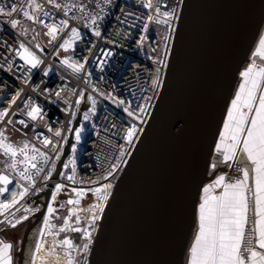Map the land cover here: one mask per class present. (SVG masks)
Instances as JSON below:
<instances>
[{
    "label": "snow or ice",
    "instance_id": "1",
    "mask_svg": "<svg viewBox=\"0 0 264 264\" xmlns=\"http://www.w3.org/2000/svg\"><path fill=\"white\" fill-rule=\"evenodd\" d=\"M182 4L183 0H173L171 6L167 0L163 3L161 0H141L142 7L148 11L137 44L139 46L148 39L150 24L161 26L165 31L162 37L163 57L156 62L165 68L167 67L165 58L169 54L168 42L177 31ZM113 6L114 0H96L95 8L99 11L93 14L83 0H74L71 3L68 0H20L19 3L13 0L8 5H0V71L12 74L15 68L24 75L13 76V79H22L23 83H29L27 73L44 63L41 55L45 53V48L39 42L41 34L48 37L50 45L62 39L55 50V55L58 56L60 50L67 52L69 49L75 53L77 42L83 40V32L78 27H72L70 21H83L84 28L92 36L100 38L104 35L102 22L111 14L110 11L105 12V9H111ZM119 10L125 15L128 14L122 8ZM115 19L119 21L121 18L116 16ZM29 32L32 33L31 39L28 38ZM8 36L11 40L7 38ZM105 42H108L107 37ZM112 43L115 44V41ZM92 47L95 45L93 44ZM87 50L91 52L92 48ZM110 54V51L106 53V55ZM256 55L260 58L261 64L257 65L253 61L240 73L243 82L231 101L223 131L220 133L219 142L215 145V156L210 164L214 179L203 188L199 204L198 232L190 247L187 264H264V35L259 38ZM88 62L87 57L77 60L66 57L60 61V64L71 69L74 75H78ZM26 66L27 73H25ZM49 71L50 69H45L43 75L47 76ZM160 83L158 70L152 80V87L158 88ZM0 85H4L3 80H0ZM62 90L56 91L57 98L60 97ZM92 90L98 91L94 87ZM9 91L12 95L8 103L0 109V157H2L0 158V198H2L0 216L4 217L0 220V224H7L15 229L29 220V213H41L42 227L36 230L40 237H44L45 234L56 236L61 232L71 231L80 233L83 243L75 244L67 237L59 241L53 240L51 244L37 241L30 256L23 260V264H61V257L64 264H81L73 252L85 256L90 252L93 232L96 231L97 222L102 219V213L109 201L110 190L113 188L112 183L101 182L110 180L118 170V165L112 164L111 170L106 174L95 180L90 179L88 183L95 186L89 187L87 191L84 188H71L76 198L68 199L66 201L68 205L80 204L81 199L88 192L95 197V202L88 205L90 215L85 220V226H80L79 210L69 209L68 215L63 218L62 226L53 232L56 226L51 223V217L57 212L53 203L67 185L56 183L49 189L48 181L53 174H57L76 184L78 182L76 162L74 158H70L62 165L63 169H68L69 165H72L71 174L57 172V162H61L63 155V143L67 142L64 129L54 128L50 123H45L44 128L47 133H51V136L46 135L45 131L37 132V125L45 121L44 108L31 95H26L19 107L12 111V106L20 100L23 89L15 91L9 89ZM31 91L43 96L49 90L47 88L41 90L38 86H33ZM72 92L76 94L75 89ZM84 98L85 93L81 90L75 101L76 105L79 106ZM87 99L92 102L94 110L95 99L91 95H88ZM148 99L150 101L152 98ZM116 102L125 103L123 100ZM65 103L69 102L65 101ZM150 106V104L143 108L137 106L135 111L124 107L123 111L133 121L143 124V116ZM70 108L69 104L65 111L68 112ZM245 108L246 112L242 110ZM84 119H88L87 113ZM9 126L24 136L27 135L25 130L30 129L35 133L34 139L41 147H37L27 139L13 141L7 134ZM68 131L72 129L69 128ZM140 131L137 123H130L124 131L126 143L133 144ZM81 132L82 129L75 131L77 142L81 140ZM72 152H76L75 145H72ZM125 154L122 148L120 156ZM244 157L251 164L240 169L241 178L229 180L227 174L223 173L221 165L232 168V162L235 161L238 166ZM41 178L44 187L36 188V181ZM250 180L252 183H249ZM80 183L84 182L80 181ZM216 188L223 189L220 195H212ZM45 191L50 196V202L44 205L45 211L42 212L40 206L31 207L21 203L30 194L39 196ZM10 196L17 198L9 199ZM59 207L64 208L65 204L61 203ZM17 213L23 214L17 216ZM73 216L75 226L70 223ZM14 255V244L6 239H0V264H14Z\"/></svg>",
    "mask_w": 264,
    "mask_h": 264
},
{
    "label": "water",
    "instance_id": "2",
    "mask_svg": "<svg viewBox=\"0 0 264 264\" xmlns=\"http://www.w3.org/2000/svg\"><path fill=\"white\" fill-rule=\"evenodd\" d=\"M180 15L161 94L105 208L87 264L185 262L215 145L264 28V0H184ZM71 142L72 133L57 172ZM49 198L46 192L42 212ZM41 219L40 213L26 230L19 264Z\"/></svg>",
    "mask_w": 264,
    "mask_h": 264
},
{
    "label": "built area",
    "instance_id": "3",
    "mask_svg": "<svg viewBox=\"0 0 264 264\" xmlns=\"http://www.w3.org/2000/svg\"><path fill=\"white\" fill-rule=\"evenodd\" d=\"M12 2L13 0H0V5H8ZM15 2L19 3L20 0H15ZM68 2L71 3L74 0H68ZM83 2L88 4L89 10L93 14L99 11V9L95 8L96 0H83ZM161 2L163 3L165 0H161ZM167 2L171 6L173 0H167ZM121 8L128 14L125 15L122 13L119 10ZM109 11L111 14L107 15L106 19L102 22L104 35L100 38L92 36L84 28L83 21H70L72 27L81 29L83 32V40L77 42L75 53H73L72 49H69V53L67 54L66 52L65 58L71 57L73 60H77L81 57H87L89 61L85 65L84 70L78 75H74L71 69H68L66 66H61L60 61L63 59V50H60L58 56L55 55V50L58 48L59 43L62 42V39H58L50 45L48 44V37H44L46 42H42L41 39L39 40L45 48V53L41 55L44 63L38 68L32 69L30 73H27V66L25 67V73L29 77V83H23L22 79H13V76L24 75V73L16 71L15 68H13L12 74L0 71V80L4 81V85H0V109L8 103L12 95L9 89L13 91L23 89V94L20 100L17 101V104L12 106V111H15L19 107L26 95H31L44 108L45 113V121L37 125V132L45 131L46 135L51 136V133H47L44 128L45 123H50L54 128L64 129V136L67 142L72 133L69 153L63 163H66L70 158L75 159L78 182L72 184L62 176H58V179L54 180L53 174L51 180L48 181L49 189L51 185L54 187L56 183H63L67 187L61 192L69 193L73 187L78 189L84 188L87 191L89 187L95 186L88 183L90 179L95 180L101 175L106 174L111 170L112 164H117L118 170L110 180L101 182H110L113 184V188L110 190V200L117 181L127 167L137 144L149 124L161 94L171 57L175 33L173 34V38L168 42L169 54L165 58V62L167 63V67L165 68L156 62L163 57L161 26L150 24L147 32L148 39L139 46L137 44L142 34L140 29L145 22L148 11L142 7L141 0H114V6L111 9H105V12ZM69 15H72V13H69ZM60 16H62V13ZM116 16H119L121 19L117 21L115 19ZM31 35L32 33H29V39H31ZM105 37H107V43L105 42ZM7 38L11 40L10 36ZM112 41H115V44ZM93 44L95 47H92ZM90 47L92 48L91 52L87 50ZM109 51L111 54L106 55ZM17 62L22 63L21 61ZM45 69H50L47 76L43 75ZM158 70L160 72L161 83L158 88H153L152 80L155 78ZM33 86H38L41 90L47 88L49 91L43 96H38L36 92L31 91ZM93 87L98 89V91L94 92L92 90ZM61 89H63L61 95L57 98L55 93ZM73 89L76 90L75 95L72 92ZM81 90L84 91L85 98L77 106L75 101L79 97ZM88 95H91L96 101L94 110L92 102L87 99ZM149 97L152 98L150 101L148 99ZM119 100H123L125 103H117L116 101ZM65 101L69 103L66 104ZM85 102H87L88 107L82 111ZM69 104L71 108L66 112L65 109L69 107ZM149 104L151 106L147 108V113L143 116V124L133 121L123 111L124 107H129L135 111L137 110V106L143 108ZM73 113L75 114L74 116L72 115ZM85 113L88 114L87 120L84 119ZM79 114H81L80 120L74 128ZM130 123H137L141 131L135 138L134 143L128 145L124 139V131ZM29 124L31 128L30 121ZM17 127L21 126L17 125ZM69 128L72 131H68ZM77 129H82L81 140L79 142L75 139V131ZM8 131L18 136L17 141L27 139L36 144L37 147H41L39 142L34 139L35 133L30 129L25 130L27 132L26 136L20 132H16L11 126H9ZM67 142L63 143V152L67 146ZM72 145L76 146L75 153L72 152ZM122 148L126 154L121 157L120 150ZM71 167L72 165H69L68 169H63L62 166L61 171L71 174ZM231 175L235 179H238L241 175L240 169L233 167ZM80 181L84 183H80ZM35 187H44L42 178L37 179ZM46 192H42L39 196L30 194L21 203H26L31 207L40 206L42 210ZM16 198V196L9 197V199ZM21 214L23 213H17V216ZM39 214L29 213L30 218L28 221L33 220ZM3 218V216H0V220Z\"/></svg>",
    "mask_w": 264,
    "mask_h": 264
},
{
    "label": "rangeland",
    "instance_id": "4",
    "mask_svg": "<svg viewBox=\"0 0 264 264\" xmlns=\"http://www.w3.org/2000/svg\"><path fill=\"white\" fill-rule=\"evenodd\" d=\"M29 33H31V32H29ZM164 34H165V31L162 33V35H164ZM262 35H264V29L262 31L261 36ZM44 37L45 36H43L41 34V36L39 37V40L41 39L42 42H46ZM256 46H258V42H257ZM256 46H255V48H256ZM68 53H69V51H67V54ZM62 55H63V59H64L65 55H66V52L63 51ZM252 63H253V61H249L244 66V68L242 70L244 71ZM256 64L258 65L257 62H256ZM8 134L11 136V138L14 141L18 140V136L15 133L8 131ZM228 179L229 180H235V178L232 175H228ZM70 198L71 199H75L76 198L75 194L72 193V192H69V193L60 192L57 195V199L53 203V207L57 209V212L54 213L53 216L51 217V223L56 226L53 229V232L57 231V229L60 226H62L63 218L68 215L69 209H78L79 210V215H80V218H81V225L80 226L81 227L85 226V220L90 215V212L88 210V205L90 203L95 202V197L91 194V192H88L81 199L80 204H78V205H68V204H66V201L68 199H70ZM48 202H50V198H49ZM108 202H107V204H108ZM61 203L65 204L64 208H60L59 207V205ZM105 208H104V211H105ZM103 213H102V216H103ZM249 216H251V213H249ZM42 219H43V217H42ZM42 219H41L40 223L32 230V232H31V234H30V236L28 238V241H27V244H26V247H25V252H24V259L30 256L31 251L33 250V246H34V244L37 241H42V242H45L47 244H51L53 242V240L59 241V240L65 238V237H67V238L72 239L75 244L79 245V244L83 243V241L80 239V233H75V232H71V231L61 232V233H59L56 236H51V235L45 234L44 237H40L37 234L36 230L42 227ZM100 221H101V219L97 222L96 231L93 232V240H94L95 234H96V232H97V230L99 228ZM33 222H34V220L28 221L27 223L21 224L20 226L16 227L15 229L9 227L7 224H0V239H6V240L12 242L14 244V246H15L14 264H19V262H20L19 254L22 251L24 236H25L26 230L30 227V225ZM70 223L73 226H75V217L74 216L72 217V220L70 221ZM73 255L77 257V259L81 262V264H87L90 252L86 256L82 255L80 253H76V252H73ZM61 264H64L63 257H61Z\"/></svg>",
    "mask_w": 264,
    "mask_h": 264
},
{
    "label": "crops",
    "instance_id": "5",
    "mask_svg": "<svg viewBox=\"0 0 264 264\" xmlns=\"http://www.w3.org/2000/svg\"><path fill=\"white\" fill-rule=\"evenodd\" d=\"M264 29V28H263ZM262 34V33H261ZM261 37V36H260ZM258 42H259V40H258ZM258 48V46H256V48H254V50H253V54H252V56L250 57V61H255V63L257 62L258 63V65H260L261 64V60H260V58L256 55V49ZM243 71V70H242ZM241 71V72H242ZM243 81H242V77H241V75H239V79H238V83H237V86H236V88H235V91H234V94H233V96H232V99H231V101L235 98V94H236V92L239 90V85L242 83ZM230 106H231V102H230V104H229V107H228V109L230 108ZM243 111H247V109L245 108V109H242ZM227 112H228V110H227ZM227 119V114H226V117H225V120ZM225 120H224V122H225ZM224 122H223V125H224ZM223 125H222V128H221V131H220V133L223 131ZM219 137H220V134H219ZM219 137H218V140H217V143L219 142ZM216 143V144H217ZM215 156V149H214V153H213V157ZM213 157H212V160H213ZM212 160H211V162H212ZM232 164H233V167H238L239 169H242L245 165H250L251 164V162L250 161H248L247 160V158L246 157H244L243 158V160H242V162L237 166L236 165V162L235 161H233L232 162ZM232 167V168H233ZM221 168L223 169V173H226L227 174V176L228 175H231V170H232V168H227V167H224L223 165H221ZM241 172V171H240ZM210 176H212L211 175V168H210ZM242 177V172H241V175H240V177L239 178H241ZM214 179V177L212 176V179H211V181ZM211 181H209L207 184H209ZM249 183H252V181L250 180L249 181ZM207 184H205V186L207 185ZM204 186V187H205ZM203 187V188H204ZM223 191V189L222 188H216V189H214V191H213V193H212V195H220L221 194V192ZM202 195H203V190H202V192H201V195H200V199H199V203H198V208H197V216H196V221H195V228H194V233H193V237H192V241H191V244H190V246H189V250H190V247H191V245H192V243L194 242V237H195V235L197 234V232H198V223H199V204H200V202H201V197H202ZM249 195H251L250 193H249ZM189 250H188V252H187V255H186V258H185V262H184V264H187V260H188V256H189Z\"/></svg>",
    "mask_w": 264,
    "mask_h": 264
},
{
    "label": "trees",
    "instance_id": "6",
    "mask_svg": "<svg viewBox=\"0 0 264 264\" xmlns=\"http://www.w3.org/2000/svg\"><path fill=\"white\" fill-rule=\"evenodd\" d=\"M163 32H164V29L162 28V29H161V33H163Z\"/></svg>",
    "mask_w": 264,
    "mask_h": 264
}]
</instances>
